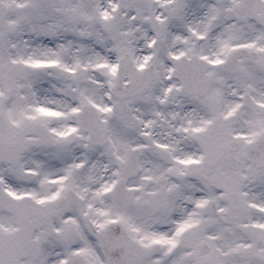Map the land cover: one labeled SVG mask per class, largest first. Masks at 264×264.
Returning a JSON list of instances; mask_svg holds the SVG:
<instances>
[{
	"label": "snow or ice",
	"instance_id": "6c2138e0",
	"mask_svg": "<svg viewBox=\"0 0 264 264\" xmlns=\"http://www.w3.org/2000/svg\"><path fill=\"white\" fill-rule=\"evenodd\" d=\"M0 264H264V0H0Z\"/></svg>",
	"mask_w": 264,
	"mask_h": 264
}]
</instances>
